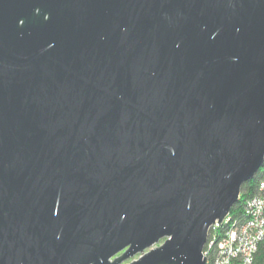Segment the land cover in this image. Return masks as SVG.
Here are the masks:
<instances>
[{"label":"water","instance_id":"95a60500","mask_svg":"<svg viewBox=\"0 0 264 264\" xmlns=\"http://www.w3.org/2000/svg\"><path fill=\"white\" fill-rule=\"evenodd\" d=\"M264 157V0H0V264H205Z\"/></svg>","mask_w":264,"mask_h":264},{"label":"built area","instance_id":"2783aa9c","mask_svg":"<svg viewBox=\"0 0 264 264\" xmlns=\"http://www.w3.org/2000/svg\"><path fill=\"white\" fill-rule=\"evenodd\" d=\"M244 213L246 217L236 225L225 224L230 218L227 214L208 230L203 253L211 264H251L257 241L264 236V178L246 198Z\"/></svg>","mask_w":264,"mask_h":264},{"label":"trees","instance_id":"16d2710c","mask_svg":"<svg viewBox=\"0 0 264 264\" xmlns=\"http://www.w3.org/2000/svg\"><path fill=\"white\" fill-rule=\"evenodd\" d=\"M264 178V157L260 167L252 178L245 180L239 190V198L232 204L228 216L236 220L244 218L243 204L245 199L256 190L257 182ZM222 227V226H221ZM206 264H211L207 262ZM236 264V263H235ZM251 264H264V237L259 240L253 254Z\"/></svg>","mask_w":264,"mask_h":264},{"label":"bare ground","instance_id":"6f19581e","mask_svg":"<svg viewBox=\"0 0 264 264\" xmlns=\"http://www.w3.org/2000/svg\"><path fill=\"white\" fill-rule=\"evenodd\" d=\"M238 198H239V196H238ZM246 200V199H245ZM244 208H245V201H244V204H243V211H244ZM229 214V213H228ZM246 217V213H244V218ZM244 218L242 219V220H236L235 218H229V220L227 221V222H225V224L227 225V226H231V225H236V224H238V222H242L243 220H244ZM222 223V222H221ZM264 237V236H263ZM263 237H261V238H259V240H261ZM259 240L257 241V243L259 242ZM206 241H207V238H206ZM206 241H205V244H206ZM205 244H204V246H205ZM204 246H203V249H202V253H203V250H204ZM203 255H204V253H203ZM205 256V255H204ZM206 258H207V260H206ZM205 261H206V263L207 262H209V263H211V261H210V258H208V257H206L205 256ZM205 263V264H206Z\"/></svg>","mask_w":264,"mask_h":264},{"label":"rangeland","instance_id":"374dc122","mask_svg":"<svg viewBox=\"0 0 264 264\" xmlns=\"http://www.w3.org/2000/svg\"><path fill=\"white\" fill-rule=\"evenodd\" d=\"M139 254H135L133 257L127 258L121 262V264L128 263L130 260L137 258Z\"/></svg>","mask_w":264,"mask_h":264}]
</instances>
